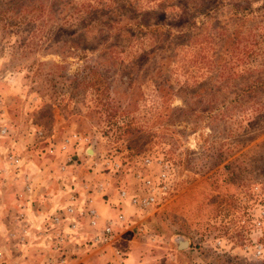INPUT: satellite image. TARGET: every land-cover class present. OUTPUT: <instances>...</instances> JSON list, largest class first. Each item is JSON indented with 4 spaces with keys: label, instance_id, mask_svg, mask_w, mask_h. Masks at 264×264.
Masks as SVG:
<instances>
[{
    "label": "rangeland",
    "instance_id": "1",
    "mask_svg": "<svg viewBox=\"0 0 264 264\" xmlns=\"http://www.w3.org/2000/svg\"><path fill=\"white\" fill-rule=\"evenodd\" d=\"M67 255L264 264V0H0V264Z\"/></svg>",
    "mask_w": 264,
    "mask_h": 264
},
{
    "label": "built area",
    "instance_id": "2",
    "mask_svg": "<svg viewBox=\"0 0 264 264\" xmlns=\"http://www.w3.org/2000/svg\"><path fill=\"white\" fill-rule=\"evenodd\" d=\"M2 132L4 133L5 129ZM15 162L18 163V160H15ZM113 167L117 171L120 165L114 164ZM168 180H169V174L168 172L164 171L158 176L156 180H152L149 178L143 180L145 187L148 188V191L143 195L132 194L128 196L126 192L122 191L120 192L119 196L121 200L124 201L125 199L128 198L130 205L134 207L137 211H144L145 209L160 202L162 193L169 188L167 186ZM74 212H75L74 208L69 207L66 210H64L63 214H60L61 213L60 212L53 215L50 220L53 225L55 224L62 225V223H67L68 229L72 231L77 229L78 226L81 225V222L85 220L88 221L87 224L89 227L91 228L97 227L99 216L97 214V211H95V209L91 207H87L83 209L78 213L80 218H78L77 220H72L70 218V216H72ZM117 212L118 213L116 214V216L110 220H107L105 225L102 227V229L94 235L93 237L94 242L104 244V243H109L112 240V236L116 225H120V224L123 225L124 222L126 221L124 214L118 209ZM63 238L65 237L63 236ZM63 238L59 237L58 241L63 242ZM54 250H58V246L55 245ZM257 252L260 253V250L258 249ZM122 261L124 262H121V264H134V263H125L126 259ZM55 264H71V263L69 262V257L67 255L64 257H59V259L56 260ZM137 264H148V263L140 262Z\"/></svg>",
    "mask_w": 264,
    "mask_h": 264
},
{
    "label": "water",
    "instance_id": "3",
    "mask_svg": "<svg viewBox=\"0 0 264 264\" xmlns=\"http://www.w3.org/2000/svg\"><path fill=\"white\" fill-rule=\"evenodd\" d=\"M187 246V242H179V247L180 248H184V247H186Z\"/></svg>",
    "mask_w": 264,
    "mask_h": 264
}]
</instances>
